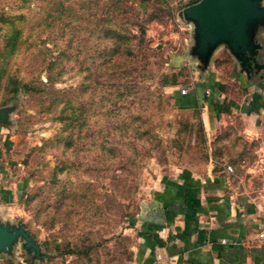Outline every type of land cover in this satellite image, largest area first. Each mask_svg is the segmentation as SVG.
Wrapping results in <instances>:
<instances>
[{
	"label": "rangeland",
	"instance_id": "374dc122",
	"mask_svg": "<svg viewBox=\"0 0 264 264\" xmlns=\"http://www.w3.org/2000/svg\"><path fill=\"white\" fill-rule=\"evenodd\" d=\"M194 1L0 0V14L24 16L15 21L23 41L7 63L0 23V107L8 109L1 141L11 144L5 151L19 192L0 207V221L21 226L41 253L26 251L19 238L0 252V264H136L131 220L161 177L184 167L205 174L231 165L243 189L259 186V172H246L264 166L262 151L252 153L256 141L241 132L243 120L230 115L223 128L210 127L176 93L212 72L191 56L194 25L178 16ZM113 11L144 34L131 69L140 92L119 112L95 52V25ZM256 36L264 54V23ZM220 48L213 64L230 79L239 64ZM71 106L81 123L59 119L71 116Z\"/></svg>",
	"mask_w": 264,
	"mask_h": 264
},
{
	"label": "crops",
	"instance_id": "0c3cea01",
	"mask_svg": "<svg viewBox=\"0 0 264 264\" xmlns=\"http://www.w3.org/2000/svg\"><path fill=\"white\" fill-rule=\"evenodd\" d=\"M220 49L211 58L208 78L183 95L187 108L200 109L210 127L223 128L230 115L239 116L241 132L260 145L252 153L262 151L264 164V54L260 50L258 71L239 70L229 79L213 64ZM2 131L0 123V207L19 198L5 151L11 144L6 136L2 143ZM262 166L247 168L246 173L261 175L259 186L250 189H243L225 168L200 174L184 167L162 176L131 220L136 264H264V244L255 239L264 221Z\"/></svg>",
	"mask_w": 264,
	"mask_h": 264
},
{
	"label": "water",
	"instance_id": "95a60500",
	"mask_svg": "<svg viewBox=\"0 0 264 264\" xmlns=\"http://www.w3.org/2000/svg\"><path fill=\"white\" fill-rule=\"evenodd\" d=\"M185 22L194 25V44L191 56L209 67L214 52L224 47L237 60L239 70L249 74L261 65L257 57L262 45L256 32L264 23V11L259 0H199L178 12ZM8 109L0 107V122L7 123ZM19 238L25 241V249L40 256V248L29 233L21 226H11L0 221V252Z\"/></svg>",
	"mask_w": 264,
	"mask_h": 264
},
{
	"label": "trees",
	"instance_id": "16d2710c",
	"mask_svg": "<svg viewBox=\"0 0 264 264\" xmlns=\"http://www.w3.org/2000/svg\"><path fill=\"white\" fill-rule=\"evenodd\" d=\"M198 1L199 0H195L192 4ZM116 13L117 12L113 11L112 13H108L106 18L98 19V23L95 25V32L98 36V44L95 46V52L97 54L96 61H98V69L100 70L102 67H106L108 71V75L104 77L112 82L110 88L116 94L110 101L115 111L119 112L118 105L120 103H125L127 97H131V100H134V94L137 95L140 92L139 84L132 81L131 69L134 63L137 62L135 40L137 37L143 39L144 34L139 30V34L136 36L132 28L125 26V22L117 20ZM19 18H24V16L21 14H0V23L7 26L4 32V55H1L2 61L6 63L7 59L5 56L8 57L14 53L18 45L23 41L22 30L20 27L16 26L15 22ZM173 84H175V81H173ZM22 87L25 90L33 89L29 84H23ZM183 95L185 94L181 96L184 97ZM71 110L70 117L65 116L62 118L60 116L59 119L63 121L69 119L71 123L78 119L81 123V113L79 112V115L75 116L72 106ZM69 143H71V139H69L68 144Z\"/></svg>",
	"mask_w": 264,
	"mask_h": 264
},
{
	"label": "built area",
	"instance_id": "2783aa9c",
	"mask_svg": "<svg viewBox=\"0 0 264 264\" xmlns=\"http://www.w3.org/2000/svg\"><path fill=\"white\" fill-rule=\"evenodd\" d=\"M181 94H186L187 91L185 90V88H181L180 89ZM229 173L233 172V167L231 165H227L225 168ZM256 241L260 244H264V221L262 223V225L260 226V228L258 229V231L256 232Z\"/></svg>",
	"mask_w": 264,
	"mask_h": 264
}]
</instances>
